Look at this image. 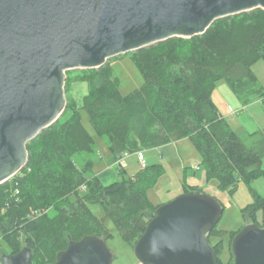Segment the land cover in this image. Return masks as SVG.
I'll list each match as a JSON object with an SVG mask.
<instances>
[{
  "label": "trees",
  "instance_id": "16d2710c",
  "mask_svg": "<svg viewBox=\"0 0 264 264\" xmlns=\"http://www.w3.org/2000/svg\"><path fill=\"white\" fill-rule=\"evenodd\" d=\"M128 53L143 84L123 94L109 60L99 68L68 70L66 87L73 71L77 72L73 79L88 83L82 106L67 96L61 117L27 144L26 165L0 184V231L11 253L26 246L32 249L33 264L52 263L70 240L112 236L105 218L134 247L163 204L148 195L165 173L162 164L147 165L133 175L118 166L117 179L109 184L101 181L92 157L97 152L95 136L85 126L83 112L94 133L106 139L114 163L125 152L188 138L207 179H217L221 189L234 192L239 181L251 183L264 176V131L247 144L220 116L213 99L220 80L229 84L243 105L264 99V87L253 69L256 62L264 61V9L223 17L202 34L172 37ZM79 155L90 158L81 164ZM184 191L199 188L185 184ZM92 204L102 206L104 219L93 212ZM38 209L46 212L26 221ZM242 211L262 226L264 197L255 194V201ZM216 233L217 226L208 239L220 264L222 243L212 242Z\"/></svg>",
  "mask_w": 264,
  "mask_h": 264
},
{
  "label": "water",
  "instance_id": "95a60500",
  "mask_svg": "<svg viewBox=\"0 0 264 264\" xmlns=\"http://www.w3.org/2000/svg\"><path fill=\"white\" fill-rule=\"evenodd\" d=\"M264 9V0H0V184L27 163V144L67 105V71L172 37L204 33L217 20ZM221 204L204 191L158 206L134 246L137 264H219L208 234ZM233 264H264V223L248 222L232 240ZM106 238L70 240L49 264H112ZM0 264H33L32 249Z\"/></svg>",
  "mask_w": 264,
  "mask_h": 264
},
{
  "label": "rangeland",
  "instance_id": "374dc122",
  "mask_svg": "<svg viewBox=\"0 0 264 264\" xmlns=\"http://www.w3.org/2000/svg\"><path fill=\"white\" fill-rule=\"evenodd\" d=\"M108 60L113 69V75L118 82L120 91L123 94L129 93L143 84L144 78L129 53H125V55L122 56L118 55V57L115 56ZM253 69L260 84L264 87V61L260 60L256 62ZM68 76L69 83L67 87L65 82L66 98L68 96V98L74 99L78 106H82L83 98L89 91L88 83L86 81L73 79L72 77L77 76V72H69ZM75 83H78V85L81 83L83 86H78L77 90H75ZM73 90H75L76 93L78 91L80 92L78 97L74 95L75 92ZM213 99L217 103L220 111H222L223 114H227L225 118L242 140H244L247 144H252L260 138L259 136H261L264 131V99L254 101L251 105L244 107L245 105L243 106L238 96L225 80H220L217 83L216 89L213 93ZM229 107L231 108L229 109ZM220 116H222L221 113ZM83 122L95 136L97 152L95 155L93 154L92 157L96 160L95 171L98 172L102 166L110 162L113 163V161H111L109 157L110 152L106 139L94 133L86 112H83ZM256 130L257 132H254ZM179 143L182 149V157L179 159V163L181 164V169L182 172H184V175H178L174 169L170 168V165L168 166L164 163L167 174L164 173L165 175L163 174L164 176L162 175L163 177H160L156 186L148 190V195L155 203H166V201L168 202V199L172 198L174 194L184 190L185 184H192L195 186L197 185L199 190L204 191L206 194L216 199L221 204L223 212L216 225L219 233H216V235L212 237V242L222 243V245L219 244L221 248L219 255L221 261L220 264H233L234 255L232 252V241H230V238L234 234L233 232L241 230L248 222V216L245 217L246 214H244L242 210L255 201V194L264 197V176L256 178L251 183L239 181L234 192H230L229 189H221L218 186L217 179H207L206 170L201 164V157L195 149L192 141L184 139ZM134 154H137V152H134ZM86 157L90 158V155ZM86 157L79 155L77 156V161L82 164L85 162ZM196 157L197 160L195 159ZM127 159L128 158L126 157L125 162ZM115 164H118L119 167L123 166L120 158L115 162ZM174 164H176V162H174ZM195 164L199 166V170L193 169ZM124 167L129 175L138 172L139 169L145 168L140 164V162L138 163L137 158L135 160L133 159V162L129 164L128 168L127 162ZM262 167L264 168V158ZM114 180L115 179H110L108 182H112ZM90 207L99 218H105V211L100 204H92ZM44 212H46L44 209H38V211L35 210L34 213L29 214V219H26V221L35 219ZM260 220L262 221V218ZM105 222L112 235L106 239V244L113 253L112 264H137L138 259L135 255L132 244L120 235L118 229L114 223L110 221V219L105 218ZM3 254L12 253L4 241L0 231V259Z\"/></svg>",
  "mask_w": 264,
  "mask_h": 264
},
{
  "label": "crops",
  "instance_id": "0c3cea01",
  "mask_svg": "<svg viewBox=\"0 0 264 264\" xmlns=\"http://www.w3.org/2000/svg\"><path fill=\"white\" fill-rule=\"evenodd\" d=\"M80 84L79 85H78V83L74 84L75 90H77L78 86H83L82 84L81 85ZM75 90H73V91L76 93ZM75 93H74V95L76 97H78V95L80 94L79 91L76 94ZM77 99H79V98H77ZM249 105H251V103ZM249 105H245V106L243 105V106L247 107ZM230 108L231 107H229V109ZM220 113L224 117L227 116V114H223L222 111H220ZM254 132H257V130L254 131ZM254 132H252V133H254ZM184 139H188V138H184ZM184 139H180V140H177V141L162 145V146L157 147V148L148 149L146 151L143 150V154H144V158H145L146 164L147 165L157 164V163L158 164H162L164 166V169H165L164 163H166L168 166L170 165V168L174 169L178 175L181 174L183 176L184 172H182L181 164L179 163V159L182 157V149H181V147L179 145L180 144L179 142L181 140H184ZM127 158H128L127 161H126L127 162V168L129 166V164L133 162V159L135 160L137 158V161L139 163L138 154H134V153L130 154ZM130 159H131V162H130ZM195 159L197 160V157ZM174 162H176V164H174ZM117 167H118V164H115L114 162L113 163L112 162L107 163L106 165L101 167V169L97 172V175L99 176V178L101 179V181L104 184H109V183H111V182H108L110 179H116L117 178ZM193 169L194 170H199L200 168H199V166H197L195 164L193 166ZM165 171H166L165 174H167V170L166 169H165ZM133 174H135V173H133ZM190 185H192V184H190ZM181 193H185V191L182 190L180 192H177L176 194H174V196L172 198L176 197L177 195H179ZM172 198H170V199H172ZM170 199H168V201Z\"/></svg>",
  "mask_w": 264,
  "mask_h": 264
},
{
  "label": "built area",
  "instance_id": "2783aa9c",
  "mask_svg": "<svg viewBox=\"0 0 264 264\" xmlns=\"http://www.w3.org/2000/svg\"><path fill=\"white\" fill-rule=\"evenodd\" d=\"M137 154H138V158H139V162L141 165H143V167H146L147 164H146V161H145V158H144V154H143V151H137ZM130 155V153L128 152H125L124 155L120 158L121 159V164L123 166H125V158L128 157ZM121 165V166H122Z\"/></svg>",
  "mask_w": 264,
  "mask_h": 264
}]
</instances>
